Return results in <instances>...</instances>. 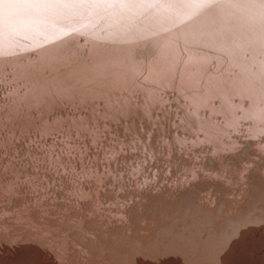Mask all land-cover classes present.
I'll list each match as a JSON object with an SVG mask.
<instances>
[{
    "label": "bare ground",
    "instance_id": "1",
    "mask_svg": "<svg viewBox=\"0 0 264 264\" xmlns=\"http://www.w3.org/2000/svg\"><path fill=\"white\" fill-rule=\"evenodd\" d=\"M0 264H264V0H0Z\"/></svg>",
    "mask_w": 264,
    "mask_h": 264
}]
</instances>
